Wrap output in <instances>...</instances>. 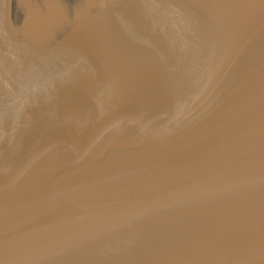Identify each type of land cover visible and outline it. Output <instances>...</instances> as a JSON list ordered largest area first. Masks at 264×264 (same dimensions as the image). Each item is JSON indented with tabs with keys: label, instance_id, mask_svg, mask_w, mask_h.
I'll return each mask as SVG.
<instances>
[{
	"label": "water",
	"instance_id": "95a60500",
	"mask_svg": "<svg viewBox=\"0 0 264 264\" xmlns=\"http://www.w3.org/2000/svg\"><path fill=\"white\" fill-rule=\"evenodd\" d=\"M0 264H264V0H0Z\"/></svg>",
	"mask_w": 264,
	"mask_h": 264
}]
</instances>
